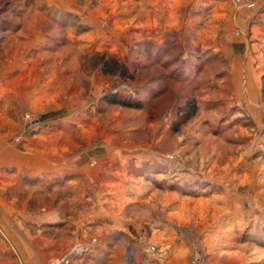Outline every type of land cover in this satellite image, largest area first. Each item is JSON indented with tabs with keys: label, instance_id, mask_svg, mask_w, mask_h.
Instances as JSON below:
<instances>
[{
	"label": "rangeland",
	"instance_id": "1",
	"mask_svg": "<svg viewBox=\"0 0 264 264\" xmlns=\"http://www.w3.org/2000/svg\"><path fill=\"white\" fill-rule=\"evenodd\" d=\"M140 3L0 0V143L90 167L83 179L3 176L0 197L20 216L0 233V264H264V10L235 28L252 37L260 86L248 94L224 20L202 11L151 32ZM112 59L127 72L106 73ZM119 93L142 107L106 99Z\"/></svg>",
	"mask_w": 264,
	"mask_h": 264
},
{
	"label": "crops",
	"instance_id": "2",
	"mask_svg": "<svg viewBox=\"0 0 264 264\" xmlns=\"http://www.w3.org/2000/svg\"><path fill=\"white\" fill-rule=\"evenodd\" d=\"M247 1L248 0H142L143 3H140L142 8L140 7L141 9L139 11L140 14L143 15L142 25L150 27L149 31H154L153 29H156L157 26H160L163 20L165 27L172 28L173 25H176L175 21L177 20L178 16L180 19L182 18L183 20H185V23L191 19V21H194V24L196 25L195 21H198L200 23V20L203 19L202 17H204L203 15H205V21L208 20V25H212L214 27L218 25L217 23H220L224 20V23L221 25L223 26L222 32L225 36V42L228 48V53L226 55L228 56V58H230L231 60L233 59L234 61H246L244 66H241L239 63H236L234 65L236 74L241 76L242 71H245V74H247V78L245 79V91H247V93L249 94L250 92L253 93L255 91H258V88L260 86V82L256 77V71L252 66V60H250V58L252 59V57H249V55L252 53H250L251 51L246 53L247 44L245 42H249L252 37H249L245 34L237 35L235 32V28H245L247 21L250 20L253 13L256 12L257 9L261 8L262 10H264V0H261L258 3L257 8H248ZM142 10L145 12L142 13ZM202 11H205L206 13L201 15L200 13ZM257 24H255L254 27L252 26L254 31L259 26ZM216 30L210 33L211 38H207V40H205V43H203L205 46L211 45L212 43H215L217 40H219V38H217L219 29L218 32H216ZM204 31L205 33L208 32V30L206 29ZM41 42H43V40ZM240 48L242 50H240ZM213 49L217 52H221L220 45L213 46ZM242 52L245 55H243ZM38 54V52L34 53V57L35 55L37 57ZM23 56L24 55L22 54L21 57ZM240 89L242 90V92H244L243 88H239V90ZM39 90H37L36 92L37 95L39 94ZM40 92L42 93L40 98L46 99L47 95H49L43 93V90H40ZM244 94L248 96L246 92ZM36 98H38V96ZM247 98L250 101L249 97ZM248 104L249 106L252 105L251 102H248ZM40 123L41 120L37 118L36 124L38 125ZM62 155V150H22L21 148L17 147H6L3 143H0V181L4 176L5 181L7 180L11 183L13 181L12 176L16 178L22 174L36 175L39 172L42 174L52 173V175H61L62 172H65L67 174H78L77 176L82 178L81 176H85V172L83 171L85 169L88 171L90 170L88 164H78L77 157L63 158ZM80 155L86 156V151H82ZM6 176L10 178H7ZM77 182L80 183V181ZM15 203L16 200L14 198H5L3 201V199L0 197V204H3V206H0L1 234H11L13 232V223H10V221L8 222L7 220L12 219L13 217L17 218L18 216H20L16 213L17 210L14 206ZM58 215L59 214L57 212H53L50 213L48 217H52V219L57 220L58 218L60 219ZM83 215H85V213ZM22 217L23 216H21L20 219H22ZM82 218L87 219L86 216H83ZM82 226L84 225L81 224L79 225L80 228L78 227L82 232L79 240L81 242H86L88 239L86 233L84 232L85 227ZM54 249L56 250L55 252H58L62 250L67 251L69 248L67 249L64 246L63 248L58 246Z\"/></svg>",
	"mask_w": 264,
	"mask_h": 264
},
{
	"label": "trees",
	"instance_id": "3",
	"mask_svg": "<svg viewBox=\"0 0 264 264\" xmlns=\"http://www.w3.org/2000/svg\"><path fill=\"white\" fill-rule=\"evenodd\" d=\"M112 61L114 64H111L110 60H107L106 62H104L103 69L105 70L106 73H108V74H113V73L125 74L127 72L126 66L122 65L117 60L112 59ZM106 99H109V101L112 103L124 105L126 107H131V108H141L142 107L141 102L135 101V100L130 99V98H125L121 93L112 94L110 96L107 95Z\"/></svg>",
	"mask_w": 264,
	"mask_h": 264
},
{
	"label": "built area",
	"instance_id": "4",
	"mask_svg": "<svg viewBox=\"0 0 264 264\" xmlns=\"http://www.w3.org/2000/svg\"><path fill=\"white\" fill-rule=\"evenodd\" d=\"M148 250L149 251H155L156 250V246L155 245H150L148 247ZM70 261V259L68 257L66 258H58L56 261H55V264H64V263H68Z\"/></svg>",
	"mask_w": 264,
	"mask_h": 264
},
{
	"label": "bare ground",
	"instance_id": "5",
	"mask_svg": "<svg viewBox=\"0 0 264 264\" xmlns=\"http://www.w3.org/2000/svg\"><path fill=\"white\" fill-rule=\"evenodd\" d=\"M130 255H131V253H130Z\"/></svg>",
	"mask_w": 264,
	"mask_h": 264
}]
</instances>
